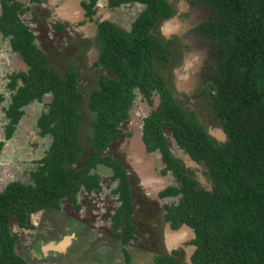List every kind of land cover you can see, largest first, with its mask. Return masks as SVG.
<instances>
[{
	"label": "trees",
	"instance_id": "trees-1",
	"mask_svg": "<svg viewBox=\"0 0 264 264\" xmlns=\"http://www.w3.org/2000/svg\"><path fill=\"white\" fill-rule=\"evenodd\" d=\"M97 2H81L89 19L97 12ZM187 2L212 8L193 30L207 36L217 51L200 96L207 97L212 120L225 132L224 141L210 133L198 111L178 100L159 70L170 61L174 40L162 38L153 29L161 18L174 13L171 0L108 1L111 9L134 3L143 4L144 9L130 30L111 20L95 19L99 56L94 65L110 72L99 75L88 97L80 88L81 70L52 69L34 31L21 20L29 7L21 0H0V31L10 36L12 50L26 66L10 75L6 138L13 137L26 106L42 101L48 93L53 95L37 120L40 134L51 137L46 155L29 171L28 180H12L0 191V264H37L17 253L19 237L12 231V218L32 228L30 214L59 209L64 199L80 209L82 188L102 190L99 164L110 167L112 179L119 180L114 193L120 205L112 215L113 230L123 226V244L135 239L137 204L132 179L120 160L106 152L124 132L122 125L130 116L137 87L150 103L153 92L161 98L144 119L142 140L148 152L160 151L162 173L173 175L174 183L159 192L161 198L177 197L164 204L165 220L173 229L187 224L195 233L190 262L173 250L156 254L154 264H264V0ZM55 27L62 30L64 24L57 22ZM88 113L94 119L91 142L85 143L81 129ZM167 130L200 166L207 185L174 154ZM3 145L0 142V148ZM124 255V264H130L126 248Z\"/></svg>",
	"mask_w": 264,
	"mask_h": 264
},
{
	"label": "rangeland",
	"instance_id": "rangeland-1",
	"mask_svg": "<svg viewBox=\"0 0 264 264\" xmlns=\"http://www.w3.org/2000/svg\"><path fill=\"white\" fill-rule=\"evenodd\" d=\"M21 1L30 7L27 12L21 14V20L34 31L36 43L48 54L52 69L57 72H63L67 67L81 70L79 84L86 97L97 86L99 75L110 72L104 67L93 65L98 55V47L94 42L95 19H112L129 29L132 21L144 8L142 4L135 3L112 10L108 6L109 0H98L94 19L89 20L81 3L83 0ZM172 2L177 13L168 20L160 21L153 32L161 33L168 23H172L170 26H173V32L185 33L187 40L177 39L173 62L168 66L163 65L159 70L169 73L168 77L171 79L178 78L180 87L186 89L185 82H197L203 75L199 71L201 62L197 64L186 52L193 47L201 57L205 51L202 44L209 43L207 38L194 35L189 30L208 18L211 8L202 4L191 9L186 1ZM58 21L64 24V29L55 27ZM167 33H171V30ZM214 56H208L211 62L216 61L217 56ZM189 66L195 68L194 73L190 71ZM24 68L18 53L11 48L10 36H4L0 31V142L4 143L0 148V191L12 180H28L29 171L46 155L51 143L49 135L40 134L37 120L47 109L52 93L46 94L42 101H33L26 106L13 137L5 138L4 130L9 122L5 109L11 102V91L8 88L10 75ZM211 71L209 68L206 73L210 74ZM183 74L186 75L185 80L182 79ZM173 89L178 100L187 109L198 111L201 121L213 136L222 135L220 123L212 120L206 96L199 97L197 90L193 91L192 96L193 94H186L183 89ZM151 108L146 100L138 97L129 118L122 125V136L115 140L106 152L118 158L131 176L137 204L133 218L137 227L135 239L123 244L120 235L123 226L117 231L113 230L111 217L120 205L118 195L114 193L119 180L112 179L113 171L110 167L99 164L96 170L102 178V190L96 192L82 188L78 193L80 209L64 199L61 208L43 214L38 229L18 226V218H12V231L20 237L16 245L18 254L37 264H124L126 248L131 254L130 264H154L156 254L178 250L180 258L190 262L193 245L189 242L194 238V231L190 228L182 229L183 224L177 229H171L170 223L164 217V204L176 198L159 196L161 190L174 183L173 175L171 172L162 173L163 161L160 151H146L141 138L144 117ZM84 109L88 110L85 104ZM93 119V115L88 113L83 123L81 136L85 143L91 142ZM166 133L168 137L171 136L169 130ZM178 155L185 158L180 152ZM183 162L185 163L184 159ZM187 164H190V161ZM191 164L190 173L197 175L204 184H208L201 174L200 166L194 162ZM40 216L41 214L30 216L29 224L38 222ZM52 245L56 248L49 249Z\"/></svg>",
	"mask_w": 264,
	"mask_h": 264
},
{
	"label": "flooded vegetation",
	"instance_id": "flooded-vegetation-1",
	"mask_svg": "<svg viewBox=\"0 0 264 264\" xmlns=\"http://www.w3.org/2000/svg\"><path fill=\"white\" fill-rule=\"evenodd\" d=\"M172 1V0H171ZM182 1H186L187 2V0H182ZM23 2V1H22ZM173 3V2H172ZM188 3V5H189V8H191V9H193L195 6H198V5H202V4H197V5H195V6H190V4H189V2H187ZM135 4V3H134ZM133 4V5H134ZM139 4H141V3H139ZM25 5V4H24ZM123 5H132V4H123ZM143 5V4H142ZM207 5V4H206ZM26 6V5H25ZM122 6V5H121ZM144 6V5H143ZM208 6V5H207ZM27 7H29V6H27ZM120 7V6H119ZM208 7H210V6H208ZM117 8V7H116ZM116 8H114V9H112V10H115ZM173 8H174V6H173ZM211 8V7H210ZM29 9H30V7H29ZM144 9V8H143ZM142 9V10H143ZM141 10V11H142ZM140 11V12H141ZM183 11V10H182ZM139 12V13H140ZM184 13H187V11H183ZM177 12L174 10V13L171 15V16H169V17H163V18H161L160 20H159V22L160 21H162L163 19L165 20H168V18H171V17H173L174 16V14H176ZM211 13H212V8H211ZM23 14V13H22ZM210 16V15H209ZM94 17V16H93ZM136 18V17H135ZM94 19V18H93ZM207 19V18H206ZM89 20H91V19H89ZM102 20H111V21H114V20H112V19H107V18H105V19H101V20H98V21H102ZM135 20V19H134ZM133 20V21H134ZM205 20V19H204ZM203 20V21H204ZM132 21V22H133ZM177 21V20H176ZM59 22V21H58ZM114 22H116V21H114ZM158 22V23H159ZM202 22V21H201ZM200 22V23H201ZM57 23V22H56ZM118 25H120L118 22H116ZM158 23L156 24V26L158 25ZM200 23H198V24H200ZM172 23H168L167 24V27L166 28H163L162 29V31H161V33H157V34H159L162 38H164V39H166V40H174V43H173V48H174V53H173V55L171 56V59H170V61L166 64V66H168L171 62H173V60H174V56H175V54H176V49H175V44L178 42V40L180 41V40H184V41H186L187 39V35H186V38L184 37V35H185V33H179V32H173V30L171 29V28H173V26L171 27L170 25H171ZM197 24V25H198ZM173 25V24H172ZM197 25H195V26H197ZM121 26V25H120ZM156 26L154 27V28H156ZM195 26H193L190 30H189V32L190 33H192V34H194V35H199L200 37H203L200 33H198L197 31H194L193 29H194V27ZM121 27H123V26H121ZM131 27H132V23H131V26H130V28L129 29H127L126 27H124L125 29H127V30H130L131 29ZM96 28H97V24H96ZM96 28H95V33H94V37H95V34H96ZM170 29L171 30V33H167V32H169V31H165V29ZM154 30V29H153ZM156 33V32H155ZM189 36V35H188ZM177 37V38H176ZM179 38V39H178ZM190 38V37H189ZM203 38H207L208 40H209V43L207 44H202V48L205 50L204 51V53L202 54V56L200 57V53H197V52H195V48H193L192 47V49L189 51V50H187V56H189L190 58H192V60L194 61V62H196L197 61V64H199L200 62H201V66L199 67V71L205 76V80H203V75L201 76V80H198L197 82H185V86H186V89L185 88H181L180 87V85H179V83H178V78L177 79H171L170 77H168V75L170 76V74L168 73H163V71H161L163 74H164V76L166 77V79L169 81V83H171V85H172V87H176V88H178V89H183V91H185V93L186 94H193L192 96H194V93H193V91L194 90H197L198 91V95H199V97H202V96H200L201 94V90H202V88L204 87V85H206V83H208V76H210L211 75V73H212V71H213V67L211 66V65H209L210 63H212V64H215V62H211L210 60H211V58L210 57H208V56H213V55H215V56H217V51H215V50H213L212 49V45H211V41H210V39L207 37V36H204ZM178 39V40H177ZM188 44H189V42H187ZM194 49V50H193ZM192 50H193V52H192ZM190 52H192V53H190ZM98 56H99V49H98V55L96 56V59L93 61V65H94V62L98 59ZM214 56V57H215ZM198 58V59H197ZM201 60V61H200ZM216 60H217V58H216ZM24 66H25V64H24ZM95 66V65H94ZM99 67V66H98ZM189 67H191V66H189ZM209 68H211V73L210 74H208V73H206V70L208 71V69ZM24 69H26V66H25V68ZM195 68H190V71H192V73H194L195 72V70H194ZM206 69V70H205ZM194 70V71H193ZM198 71V70H197ZM178 71H175V73H177ZM184 74H186V72L184 73ZM183 74V75H184ZM188 74H189V72H188ZM187 74V75H188ZM178 76H179V74H178ZM186 75H184L183 76V78L182 79H184L185 80V77ZM182 77V76H181ZM179 78H180V76H179ZM173 91H174V89H173ZM135 93H136V97H135V100H134V104H133V106L135 105V103H136V100H137V98L138 97H140V99L141 98H143L144 100H146V102L148 103V105H150V107H152L151 108V110H150V112L146 115V116H148L151 112H152V110L153 109H155L159 104H160V101H161V98H160V95H159V93L158 92H153V94H152V96L150 97V99L152 100V103H150L149 101L150 100H147L146 98H144V96H143V94L141 93V91H140V89L137 87V88H135ZM174 93H175V91H174ZM175 95H176V93H175ZM177 97V96H176ZM204 97V96H203ZM133 106H132V108H133ZM132 108H131V110H132ZM131 110H130V113H131ZM145 116V117H146ZM212 116V115H211ZM145 117H144V119H145ZM143 124H144V122H143ZM221 126V125H220ZM124 130V129H123ZM221 131H222V135H215L214 137L217 139V140H220V141H224L225 139H226V135H225V132H224V130H223V128L221 127ZM4 135H5V130H4ZM142 136H143V128H142V131H141V138H142ZM5 138H6V136H5ZM172 138V139H171ZM8 139V138H7ZM11 139V138H10ZM169 139H170V143H171V148H172V151L174 152V154L176 155V156H178V157H180L182 160L184 159V161H185V166L186 167H190L191 168V166H192V164L191 163H196V161H194L192 158H188L187 159V156H189L188 154H186L185 152H184V150L182 149V148H180L178 145H177V143H176V140L174 139V137H172V134H171V136L169 137ZM173 140V141H172ZM172 142H173V146H172ZM159 151V150H158ZM176 151H178V153L180 152L182 155H184V157L185 158H183L182 156H179L178 155V153L176 152ZM188 161H190V164H187L188 163ZM164 164V163H163ZM196 165H198L197 163H196ZM129 173V172H128ZM133 184V183H132ZM205 185H207V184H205ZM117 187V186H116ZM166 188V187H165ZM133 189V188H132ZM118 195V194H117ZM118 198V197H117ZM173 198H176L177 199V197H173ZM175 199V200H176ZM120 202V201H119ZM55 210V209H54ZM46 211H44V210H40V211H38V212H35V213H32V214H30V216L31 217H33V216H35L36 214H41V216H40V219H39V221L38 222H32V224L31 225H33V229H38L39 228V224H40V222H41V219H42V217H43V214L45 213ZM29 216V217H30ZM164 217H165V212H164ZM111 220H112V217H111ZM18 224V226H21L19 223H17ZM21 227H23V226H21ZM23 228H25V227H23ZM170 228H171V226H170ZM171 229H173V228H171ZM187 237V236H186ZM19 239H20V237H19ZM194 239V238H193ZM193 239H192V241H193ZM192 241H190L189 242V244L190 243H192V245H195V244H193V242ZM62 247V246H61ZM54 248H56V247H54L53 245L51 246V247H49V249H54ZM193 252H194V250L192 249L191 250V252H190V257H189V259L191 258V256H192V254H193ZM47 254V253H46Z\"/></svg>",
	"mask_w": 264,
	"mask_h": 264
},
{
	"label": "water",
	"instance_id": "water-1",
	"mask_svg": "<svg viewBox=\"0 0 264 264\" xmlns=\"http://www.w3.org/2000/svg\"><path fill=\"white\" fill-rule=\"evenodd\" d=\"M143 141V140H142ZM144 143V142H143ZM145 149H146V147H145ZM147 151V150H146ZM187 158H189V156H187ZM183 226H187V227H189L187 224H183ZM190 229H192L191 227H190ZM193 230V229H192ZM194 237H195V233H194ZM192 249L193 250H195L196 249V245H193V247H192ZM190 257V256H189ZM190 260V259H189Z\"/></svg>",
	"mask_w": 264,
	"mask_h": 264
},
{
	"label": "bare ground",
	"instance_id": "bare-ground-1",
	"mask_svg": "<svg viewBox=\"0 0 264 264\" xmlns=\"http://www.w3.org/2000/svg\"><path fill=\"white\" fill-rule=\"evenodd\" d=\"M70 10V9H69ZM182 229L183 228H187V229H189L190 227H187V226H184V227H181ZM181 228L179 229V230H181ZM179 230H177V231H179Z\"/></svg>",
	"mask_w": 264,
	"mask_h": 264
}]
</instances>
